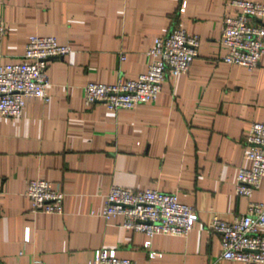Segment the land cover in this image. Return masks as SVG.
I'll list each match as a JSON object with an SVG mask.
<instances>
[{
    "label": "crops",
    "instance_id": "obj_1",
    "mask_svg": "<svg viewBox=\"0 0 264 264\" xmlns=\"http://www.w3.org/2000/svg\"><path fill=\"white\" fill-rule=\"evenodd\" d=\"M231 1L0 0V66L22 62L31 35L71 48L48 61V103L26 98L20 118H0V264H92L102 248L139 264H246L222 259L209 228L214 214L233 221L264 202V178L249 197L235 190L238 170L251 166L244 134L264 123V56L253 70L221 59L223 17L239 12ZM177 26L200 37L199 53L155 102L117 111L85 104L87 83L146 72L155 39ZM33 179L61 186L63 214L33 210ZM114 185L177 194L199 220L185 236L127 230L121 215L102 216Z\"/></svg>",
    "mask_w": 264,
    "mask_h": 264
},
{
    "label": "built area",
    "instance_id": "obj_2",
    "mask_svg": "<svg viewBox=\"0 0 264 264\" xmlns=\"http://www.w3.org/2000/svg\"><path fill=\"white\" fill-rule=\"evenodd\" d=\"M239 8L236 16L223 17L220 43L227 48L221 58L224 62L255 69L264 56V1L232 0ZM185 2L180 11L184 12ZM7 34L5 20L0 16V41ZM200 37L181 26L174 27L164 36L155 39L148 50L146 72L135 79L119 80L114 84L89 82L83 88L86 105L103 103L108 110L134 109L141 104L155 102L168 78H178L189 71L198 56ZM71 52L67 45L58 43L54 36L31 35L20 63L0 66V118H20L25 99L40 98L48 103V61ZM125 59V55L121 56ZM244 157L249 168L238 170L235 190L239 196H251L264 178V123L253 122L244 134ZM0 177V194L3 193ZM26 196L36 212L63 214L64 197L61 186L45 179L28 183ZM123 217L127 230L146 233L149 238L157 234L185 236L199 220L198 211L179 201L177 194L157 189L133 191L112 186L106 196L102 216L109 220ZM209 228L220 235L225 260L246 264L264 263V202H250L247 212L227 221L214 214ZM30 228H26V241ZM151 241L145 246L149 247ZM159 255L150 252L149 256ZM34 264H43L34 262ZM92 264H139L117 256L115 249L102 248L94 253Z\"/></svg>",
    "mask_w": 264,
    "mask_h": 264
}]
</instances>
